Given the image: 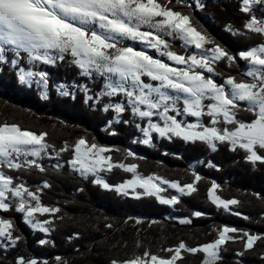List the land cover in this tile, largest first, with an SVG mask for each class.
Listing matches in <instances>:
<instances>
[{
  "label": "trees",
  "instance_id": "trees-1",
  "mask_svg": "<svg viewBox=\"0 0 264 264\" xmlns=\"http://www.w3.org/2000/svg\"><path fill=\"white\" fill-rule=\"evenodd\" d=\"M197 2L202 6L197 7ZM169 7L190 15L197 29L206 33L214 42L206 47L220 45L233 56H237L236 62L231 66L225 60L215 65L219 75H214L213 78L217 83H223L229 76L238 80L246 78L243 73L248 66L246 61L238 57V53L264 43V35L245 28V24L253 16L264 20V3L253 4L248 13L241 10L242 0H181L179 3L172 0ZM166 39L177 53L199 52L191 46L184 48L178 39ZM126 43L137 49L144 48L137 42ZM148 52L158 56L157 52ZM9 53L6 54L7 62H0V124L7 122L37 134L47 133L46 142L53 147L49 148L51 158L46 157L40 161L46 168L44 172L36 168L4 170L14 178V183L23 182L32 191H36L35 187H38L36 192H39L40 203L52 208L58 205L60 211L44 214L43 218L51 221L45 225L49 228L48 234H37L27 228L24 214L16 210L19 201L10 197V210H0V219L12 221L13 240L6 238V243L0 241V264H19L20 258L25 261L36 259L37 264H52L60 259L68 261L65 264H112L113 261L120 264L144 250L151 255L168 257L167 249H175L181 242L187 248H197L214 242L224 226L240 231L229 234L237 239L229 240L221 246L223 249L227 247L231 252L221 248L217 264H264V163L249 161L248 154L243 149L237 147L233 151L227 142H217V147L213 150L200 141L189 142L178 137L168 139L155 134L150 144H144L139 141L142 140L139 129L145 127V119L135 118L128 110L121 116L113 109L104 111L105 105L121 102L124 98L99 95L104 87L103 77L96 74L91 77L82 75L79 68L72 63V57L67 55L64 60L57 61L55 66L36 64L32 66L34 70L47 73L45 89L50 99L43 100L42 86L32 84L27 89L26 84L18 79L19 66L27 67L26 55L22 53L23 58L14 68L11 60L15 56L11 57L12 53ZM160 58L167 60L166 57ZM72 80L87 83L99 95L98 101L71 92L68 85ZM62 92L71 93L67 99H59V96H67ZM64 100L67 102L61 106ZM241 112L251 116L244 119L242 113L239 114L238 118L245 122L254 118L248 112ZM51 115L52 118H48ZM55 116L57 119L53 118ZM204 118V122L209 124L207 121L210 118ZM83 129H88V132ZM86 133H89L90 138L86 137ZM82 137L88 144H97L98 141L106 147L120 151L126 157L124 164H137V170L145 177L161 174L169 182H179L184 186L194 182L195 173L201 176L196 184L197 191L188 196L177 195L180 202L172 208L169 204L159 205L154 196H144L143 189L139 187L132 190V195L129 194L125 199L119 197V201L112 195L120 203L117 206L107 199L104 200V196L101 200L95 194L90 195L85 191L76 193L74 189L78 185L74 182L79 183L82 180L74 174H67L65 166L71 160L70 144ZM65 144L69 146V150L60 151ZM129 151L134 155L129 156ZM261 152L264 153V150ZM57 164L61 165L59 168H65L61 169L62 174L53 171L56 167L48 171V165ZM53 175L59 177L55 178ZM117 176L112 181L123 184V174ZM126 176V181L132 177L130 174ZM45 182L50 186L44 187ZM113 182L112 186H115ZM213 182L219 185L217 195L224 200L236 199L239 203L230 205L229 209L214 204L208 195ZM84 186L89 185L84 182ZM109 192L114 194L111 190ZM163 193L170 197L169 189ZM196 212L201 215L196 216ZM183 219L190 223H180ZM157 224L158 227L155 226ZM244 232L259 235L262 241H256L252 249L246 250L245 240L239 238ZM42 240L45 241L44 248L40 247L43 245ZM116 240L120 241L117 246L112 245L111 248L107 245L108 241L113 244ZM13 243L15 245L11 247ZM100 243L104 245L100 247L104 252H100ZM113 248L117 249L112 250ZM119 250L121 252L115 253ZM182 252V258L176 264H203L206 258L203 252ZM172 255L173 252L169 257Z\"/></svg>",
  "mask_w": 264,
  "mask_h": 264
},
{
  "label": "snow or ice",
  "instance_id": "snow-or-ice-1",
  "mask_svg": "<svg viewBox=\"0 0 264 264\" xmlns=\"http://www.w3.org/2000/svg\"><path fill=\"white\" fill-rule=\"evenodd\" d=\"M171 3L172 0H0V62H7L8 52L15 56L11 60L14 68L23 58L22 53L33 65L37 62L55 64L64 60L66 55L71 56L72 63L81 69L82 75L91 77L96 74L105 79L99 95L125 98L105 105V112L113 109L122 114L130 108L134 116L147 119V128L141 129L147 137L142 141L144 144H150L153 132L168 139L178 137L189 142L200 141L213 150L217 142H227L233 151L237 147L243 149L249 161L264 163V153L261 152L264 150V43L238 53L248 65L243 73L245 79L229 76L223 83H217L213 78L219 75L215 65L225 60L231 66L237 56L220 45L206 47L214 42L194 26L190 15L169 7ZM255 3H264V0H242L241 10L248 13ZM201 6L197 2V7ZM245 28L264 35V20L253 16ZM166 37L180 40L184 48L191 46L200 51L177 53ZM126 41L137 42L144 48L137 49ZM145 49H155L158 56L150 55ZM160 57H166L171 63ZM17 75L20 82L29 85L36 77H39L36 83H47V73L44 72L20 68ZM241 111L254 118L250 122L238 119ZM179 116L193 117L195 122L177 119ZM153 117H158L163 124L153 122ZM204 117L210 118L208 125L203 122ZM47 135L22 129L17 124H0V210L9 211L10 197L18 198L16 210L25 214L26 223L45 233L49 231L45 225L51 221H39L36 215L55 214L60 209L44 206L37 192L31 191L23 182L14 183V178L4 169L36 168L44 172L46 169L40 160L44 156L50 157L48 149L53 147L46 142ZM72 148L74 156L68 161L72 168L81 175H93L94 182L105 189L115 187L118 192H126L139 187L150 196H159L165 190L157 183L161 181L181 194L190 195L197 191L196 184L201 180V176L194 173V182L181 186L179 182L161 180L158 176L142 177L137 174V164L113 162L110 155H105L111 149L88 144L83 138ZM68 150L67 144L60 149L62 152ZM128 155L134 153L129 151ZM113 168L133 173L135 178L111 186L99 173L110 172ZM49 186L45 182L44 187ZM218 188L219 185L213 182L209 189L208 195L214 204L229 209L230 205L239 203L236 199H222L217 195ZM26 197L35 203H30ZM160 202L175 205L180 199L178 196L161 197ZM180 223L190 221L183 219ZM12 229L11 220L0 219V238L13 240ZM238 231L224 226L214 242L197 248H187L181 242L175 249H167L174 253L168 259L144 253L149 259L135 257L123 264H176L182 258V250L203 252L206 254L203 264H217L221 246L237 239L229 234ZM239 238L245 240L246 249H252L256 241L262 239L247 232ZM19 264H37V260L20 258Z\"/></svg>",
  "mask_w": 264,
  "mask_h": 264
},
{
  "label": "rangeland",
  "instance_id": "rangeland-1",
  "mask_svg": "<svg viewBox=\"0 0 264 264\" xmlns=\"http://www.w3.org/2000/svg\"><path fill=\"white\" fill-rule=\"evenodd\" d=\"M194 26H196V25H194ZM145 50H147V51H151V52H156V50L155 49H145ZM198 51H200V50H198ZM164 58V57H163ZM242 60V59H241ZM242 61H244V60H242ZM166 62H168V63H171L170 61H167L166 60ZM220 62V61H219ZM247 63V62H246ZM36 64H38V65H40L41 63L40 62H37ZM33 64H29L28 63V59H27V66L28 67H31ZM248 66V65H247ZM79 72H81V69H79ZM206 75H207V73H206ZM39 78H34V80H33V82L32 83H34V84H37L39 87H41L40 86V84H38V83H36V80H38ZM145 80H147V78H145ZM153 83H155V82H153ZM23 84H26V83H23ZM26 86H27V89H29V87L31 86V84L29 85V84H26ZM69 87H72V88H74V86H76V87H81V91L83 92V93H81L80 95H82L83 97H85V95L84 94H86V96H87V98L88 97H92V99L93 100H95V101H98V99H99V95L87 84V83H84V82H77V81H75V80H72L71 82H70V84L68 85ZM88 91H92V92H89L88 93ZM46 92H47V90H45L44 88H42V91H41V95L43 96V100H45V98H47V101L50 99V96H47L46 95ZM69 96V94H67V96H60L59 97V99H62V98H65V99H67V97ZM97 97V98H96ZM121 97H123V96H121ZM124 98V97H123ZM125 99V98H124ZM60 102V100L58 101V103ZM67 101L66 100H64L62 103H61V106H63L65 103H66ZM45 109H47L46 107H45ZM128 112H131V110H130V108L128 109ZM242 113V116H243V118L244 119H246V118H250L251 116L250 115H248V114H243V112H240L239 114H241ZM119 116H121V114H119ZM85 117V116H84ZM135 117V116H134ZM137 117V116H136ZM135 117V118H136ZM48 118H52V115L50 116V117H48ZM53 118H56L57 119V117L55 116V117H53ZM71 118V117H70ZM72 119V118H71ZM75 119V118H74ZM152 119H155V121H153V122H157V123H161V125L163 124V121H161L158 117H153ZM177 119H183V120H187L188 122H195V118H193V117H186V116H180V117H177ZM190 119H193V121H191ZM239 119V118H238ZM146 120V123H145V127H142V129L143 128H147V119H145ZM210 120V119H209ZM204 121H206V119L204 118V120H203V122ZM207 122H209V121H207ZM205 123V125H208V123H206V122H204ZM83 130H85V131H87L88 132V129H83ZM139 133H140V137L142 138V140L140 139L139 141H143L144 139H146L147 137H145V135H144V133H143V131H141L140 129H139ZM103 134V133H102ZM155 134H157V133H155V132H153L152 133V137H153V135H155ZM89 133H86V137H88V138H90L89 136ZM158 135V134H157ZM159 136V135H158ZM85 137V138H86ZM152 137H151V142L153 141L152 140ZM82 138H84V137H82ZM163 138H165V137H163ZM87 141V140H86ZM78 142V141H77ZM76 140H75V142L74 143H72V144H70V146H71V149H72V151L70 152V155H69V157H70V159H72L73 158V156L74 155H72V153L74 152L73 151V148H72V146H74L76 143ZM150 142V143H151ZM97 143V145L98 146H103V147H106V145H104V144H102V143H100V142H96ZM143 143V142H142ZM107 148H109V147H107ZM109 149H111V151L109 152V153H106L105 155H110L111 157H112V160H113V162H117V163H124L125 162V156L120 152V151H115V150H113L112 148H109ZM48 152H49V154H50V149H48ZM46 157H49V156H44V159H46ZM119 159V160H118ZM43 160V159H42ZM42 160H40V161H42ZM57 162V161H56ZM44 165H46V164H44ZM63 165L65 166V163L63 162ZM49 166V167H48ZM47 166V169H48V171H52V167H54L55 168V166L54 165H48ZM66 167V173L67 174H74L75 176H77L78 178H80L82 181H79V183L78 182H74V183H76L78 186H77V188H75L74 190H76V193H77V191H79V193L81 192V191H85L86 193H89L90 195H93V194H95V196H97V197H99L101 200H102V198L101 197H103L104 196V200L105 199H107V201H111V202H113L114 203V205L115 206H117V205H120V203L118 202L119 200H120V198L119 197H122V198H126L127 196H130V195H132V190L133 189H127L126 190V192H118V191H116L115 190V187H113L112 189H105V188H102L99 184H96L94 181H95V177L93 176V175H91V174H89V175H87V176H84V175H81L80 174V172H78V171H76V170H74L73 168H72V166L68 163L67 164V166H65ZM46 169V168H45ZM61 169H65V168H59V169H54L53 171H55V173H58V171H59V173L58 174H62L61 173ZM154 171H156V170H154ZM117 174H123V178L121 179L122 181H123V183H126L128 180H131V179H134L135 177H134V174L133 173H129V172H125V171H123L122 169H120V168H113V170L112 171H110V172H101V173H99V175L101 176V177H104L105 178V180H107V183H111L110 185L112 186V178H114V177H118L117 176ZM127 174H130L132 177L131 178H128V180L126 181L125 180V177H127L126 175ZM137 174H139V175H141L142 177H145L141 172H139L138 170H137ZM69 176H71V175H69ZM150 176H153V177H156V176H158V177H160L161 178V180H165L166 178L165 177H163L161 174L159 175V174H153V175H151L150 174ZM53 177H55V178H57V177H59V176H57V175H53ZM146 178V177H145ZM84 182L86 183V184H88L89 186H87V187H85L84 186ZM115 182V181H114ZM113 182V183H114ZM81 183V184H80ZM157 183H160V186L162 187V188H164L165 190L163 191V192H166V190L167 189H169L170 190V197H168V196H165L164 195V193L163 192H161L160 194H159V196H156V195H151V196H154L155 198H157L156 200H157V202H158V204L159 205H164L163 203H161L160 202V198L162 197V198H164V199H168V198H171L172 196H188L189 194H181V193H179V192H177L175 189H172L169 185H165V184H163L161 181H157ZM115 184V186H119L120 184H117V183H114ZM81 185L83 186V187H81ZM182 186V185H181ZM37 188L38 187H35V189H36V191H37ZM109 190H111V191H113L114 192V194H112V193H110L109 192ZM135 190V189H134ZM32 191V190H31ZM35 191V190H34ZM35 191V192H36ZM132 191V192H131ZM143 191H144V196H148V198H149V196L150 195H148L147 193H146V191L143 189ZM72 193H73V191H72ZM140 193V192H139ZM37 194L39 195V192H37ZM105 194V195H104ZM130 194V195H129ZM112 195H114V196H116L117 197V199H118V201L115 199V198H112ZM140 195H142L141 193H140ZM105 196H107V197H105ZM27 198V197H26ZM14 199H16L17 201H18V198H14ZM27 199H29V202L30 203H32V204H34L35 202L34 201H31L30 200V198H27ZM75 203H77V201H76V198H75ZM98 203H100V202H98ZM101 204V203H100ZM113 206V205H112ZM171 206V208L172 207H174V205H170ZM53 208H59L58 207V205L56 206V207H53ZM24 214V213H23ZM228 214V213H227ZM45 215L43 214V215H41V214H37L36 215V219L37 220H39V221H44V220H46V219H44L43 217H44ZM228 219H230V216L228 215ZM24 220H25V214H24ZM146 221V220H145ZM23 223V222H22ZM25 223H26V221H25ZM27 224V228L28 229H30L31 231H33L34 233H37V234H39V233H44L45 234V232H42V231H40L39 229H34L30 224H28V223H26ZM156 227H158L159 226V224H157V225H155ZM26 227V226H25ZM161 227V226H160ZM26 228V229H27ZM31 231H30V234H31ZM47 234H48V232H47ZM44 236V235H43ZM261 240V239H260ZM262 240H264V239H262ZM261 240V241H262ZM0 241L1 242H7L6 241V238H0ZM43 241V240H42ZM119 240H116V241H114V243L112 244V241H108V243H107V245L109 246V247H111L112 248V245L113 246H117L118 244H119ZM14 245H15V243H13V244H11V247H14ZM104 245L102 244V243H100L99 244V249H101L100 247H103ZM40 247H45V245H44V243H43V245L41 244L40 245ZM222 248V247H221ZM98 249V248H97ZM117 248H113L112 250H116ZM223 249V248H222ZM221 250V249H220ZM223 250H227V251H229V249H227V247H224V249ZM246 250H249V249H246ZM245 251V250H244ZM243 251V252H244ZM100 252H104V249H101L100 250ZM119 252H121L120 250L119 251H115V253H119ZM146 251L144 250L143 251V253H141V254H139V255H137L136 257H143L144 259H149V257H144V253H145ZM229 252H231V251H229ZM233 252V251H232ZM172 254V252H169V254H168V257H160V256H158V257H160V258H165V259H168V258H170L169 256ZM183 252L181 251V254H182ZM174 254V253H173ZM205 254V253H204ZM151 255V254H150ZM206 255V254H205ZM117 256V255H116ZM135 258V257H134ZM53 262V261H52ZM65 262L67 263L68 261H66L65 259H60L58 262H56V263H52V264H65ZM120 264H123V263H120Z\"/></svg>",
  "mask_w": 264,
  "mask_h": 264
}]
</instances>
